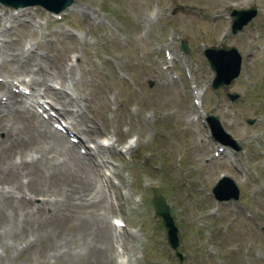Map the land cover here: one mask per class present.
I'll list each match as a JSON object with an SVG mask.
<instances>
[{"label": "rangeland", "instance_id": "1", "mask_svg": "<svg viewBox=\"0 0 264 264\" xmlns=\"http://www.w3.org/2000/svg\"><path fill=\"white\" fill-rule=\"evenodd\" d=\"M253 5L256 15L233 34V9ZM6 10L18 13L0 3L10 45L0 78L27 80L39 61L45 81L58 88L50 79L67 76L71 66L76 82L65 88L80 114L69 129L81 137L82 128L94 129L97 143L105 136L115 149L97 176L108 205L89 212L71 198L74 169L53 174L41 165L30 137L36 129H21L19 143L0 131V264H264V0H73L59 20L39 5L21 8L17 19ZM219 46L236 47L242 64L237 78L214 89L204 49ZM163 47L175 53L173 62ZM192 86L202 91L199 108ZM228 92L239 97L231 101ZM209 114L239 150L212 139ZM220 146L226 156L217 154ZM21 159L36 161L37 173L28 177L6 164ZM222 176L239 189L226 203L211 191ZM219 191L233 193L230 180ZM21 194L30 201H19ZM155 194L169 206L182 260L153 210ZM49 195L54 213L42 202ZM115 218L125 226L107 238L100 224Z\"/></svg>", "mask_w": 264, "mask_h": 264}, {"label": "bare ground", "instance_id": "2", "mask_svg": "<svg viewBox=\"0 0 264 264\" xmlns=\"http://www.w3.org/2000/svg\"><path fill=\"white\" fill-rule=\"evenodd\" d=\"M20 10L21 9H18V13L15 15L13 13L11 14V12H8L6 16H9L13 19H17V15H19ZM24 13L25 12H22L21 15ZM7 36V30L1 28L0 67L4 63H6L8 59L10 45L8 43V40L6 39ZM17 55L18 54H11L12 58L10 59L16 60L18 58ZM27 61H29L28 58L25 59L24 62ZM43 71L44 67L42 66L41 62L36 61L33 62V65L30 70H27L25 72L31 73V76L29 77L30 79L28 78L26 80L23 76H19L20 79L16 78V80L19 82H25L26 86L30 87L31 93H35V90L38 89L36 85L42 87V91L45 94H50L52 99L60 104V112L61 110L67 109L65 108L66 105L75 106V111H73L72 109H67L66 113L70 115V123H73V126L75 124L77 125V123L75 122L76 117L77 115L79 117L80 114L77 108L78 104L77 101L71 97L70 93L67 92V89L65 88L66 82H69L72 86H74V83L76 82L73 68L71 66L68 67L67 76H65V74L63 76H59L57 74L56 76L50 79L51 81L60 85V90L53 89L48 84V82L45 81L42 76L44 73ZM35 75L40 76L37 78L35 77ZM11 86L12 83L10 82L0 81V88H2V91H0V131H4L5 136L12 139L13 142L16 143L19 140H23L20 134L22 132L21 129H25L27 128V126L29 127V129H36V132L34 131V129L31 130L32 132H35V134H30V137L32 140L36 139V141H34L35 143H33L32 150L34 148V151L39 154L37 158L40 159L41 165H44V167L50 169L53 168V174L57 171H62L65 167H67V169H74V177L72 179L75 181V186L70 187V194L75 195L71 196V198L77 200L80 206L82 207L83 205L84 209L89 212L100 208V206H102L104 203L107 204L106 194L102 192V189L100 187L101 178H99L98 180L97 176L99 175V173H102L104 169L110 166L111 163L105 158V153H111L115 145L113 143L109 144L107 147L100 145L95 141L96 132L93 131L94 129L92 130L82 128L84 135L81 138V143L84 144L85 142H92L94 143V145L93 147L88 148V154L86 155L77 153V151H75L76 146H74L68 141H66L65 144V142L63 141L64 135L60 134L57 130L53 129L47 122L40 120L36 112H34L33 108L25 103L26 100H24L23 98L24 94L13 91ZM34 136H36V138H33ZM73 156L75 160L79 163V165H77L76 163H71V159H73L71 157ZM34 163L36 164V161H28L26 159H21L19 160L18 164L15 163L12 165H10L9 162H6L7 166L11 167L9 169H14L15 171L17 170V168H19V174H24L25 176H31V174L37 173V165H35ZM19 198V201L25 204V200L30 201L31 196H28V194H21ZM42 202L45 204H47L48 202L49 206L51 207L50 212L54 213V206L55 202L57 201L52 202L51 196L49 195V197H47ZM42 202L40 203V205H38L39 208L42 207ZM102 209L106 211L104 206ZM100 227L104 230V232L108 233L107 238H109V235H111V231H113V236H116V226L113 225V227H111V224L109 223V225L100 224ZM29 242L30 241L28 239L22 238L19 244H24L25 246H27Z\"/></svg>", "mask_w": 264, "mask_h": 264}, {"label": "water", "instance_id": "3", "mask_svg": "<svg viewBox=\"0 0 264 264\" xmlns=\"http://www.w3.org/2000/svg\"><path fill=\"white\" fill-rule=\"evenodd\" d=\"M7 5H12L14 7L25 6V5H33L40 4L48 9L58 12L70 5L73 0H0ZM257 12L256 7H250L248 9L243 10H234L233 15V23H232V32L235 33L237 30L241 29V27L247 23ZM184 48L185 45H183ZM206 56L209 60L211 68L215 71V77L213 80V87H219L221 85L229 84L240 71L241 66V55L237 51L236 48L231 47L229 49L226 48H212L206 50ZM231 99L237 97V94H229ZM208 121L210 127L214 133V135L220 139L222 142L230 145H234L235 141L223 131L222 126L219 122L217 116L210 115L208 116ZM220 135L226 137V139L221 138ZM230 180L227 177L221 179L213 188V193L215 197L219 200L229 199L231 197L237 198L238 189L235 184L230 180L231 185H233V193H221L219 191L223 181ZM154 209L157 214H159L163 219V225L167 230V238L170 246L173 249H176L179 241L177 236V228L173 224V219L169 214L168 205L160 198L155 197L154 199ZM180 256V254L178 253ZM181 257V256H180Z\"/></svg>", "mask_w": 264, "mask_h": 264}]
</instances>
